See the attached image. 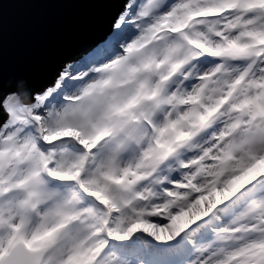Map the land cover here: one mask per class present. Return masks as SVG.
<instances>
[{
    "label": "snow or ice",
    "instance_id": "6c2138e0",
    "mask_svg": "<svg viewBox=\"0 0 264 264\" xmlns=\"http://www.w3.org/2000/svg\"><path fill=\"white\" fill-rule=\"evenodd\" d=\"M102 2L0 89V264H264V0Z\"/></svg>",
    "mask_w": 264,
    "mask_h": 264
},
{
    "label": "water",
    "instance_id": "95a60500",
    "mask_svg": "<svg viewBox=\"0 0 264 264\" xmlns=\"http://www.w3.org/2000/svg\"><path fill=\"white\" fill-rule=\"evenodd\" d=\"M0 89L23 78L42 87L57 65L101 40L112 9L102 0H0Z\"/></svg>",
    "mask_w": 264,
    "mask_h": 264
}]
</instances>
